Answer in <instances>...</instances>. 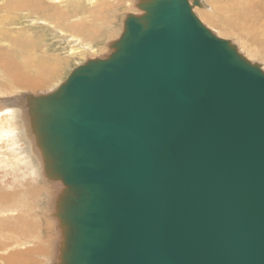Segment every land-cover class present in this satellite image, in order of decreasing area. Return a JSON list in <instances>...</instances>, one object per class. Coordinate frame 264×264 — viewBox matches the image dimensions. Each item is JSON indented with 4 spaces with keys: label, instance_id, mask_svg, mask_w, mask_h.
I'll return each instance as SVG.
<instances>
[{
    "label": "water",
    "instance_id": "95a60500",
    "mask_svg": "<svg viewBox=\"0 0 264 264\" xmlns=\"http://www.w3.org/2000/svg\"><path fill=\"white\" fill-rule=\"evenodd\" d=\"M201 5L138 0L106 57L29 96L53 264H264V69Z\"/></svg>",
    "mask_w": 264,
    "mask_h": 264
},
{
    "label": "rangeland",
    "instance_id": "374dc122",
    "mask_svg": "<svg viewBox=\"0 0 264 264\" xmlns=\"http://www.w3.org/2000/svg\"><path fill=\"white\" fill-rule=\"evenodd\" d=\"M205 1L206 4L205 2H203V4L205 6L208 5V10H211V1ZM137 2L138 0H93V2H90V0H74V4L64 11L65 16L63 19L61 18L60 23H49L47 28L40 26L32 27L31 25L35 26L34 22L26 12L19 15H17L18 13H13L15 18H12V21H10L11 19L9 21L3 20L2 17H4L7 12L0 9V23L2 22V24H0V29H5L12 38H20L21 40L18 45L22 46L24 49L30 48L29 53L33 56L52 54L62 62L61 67L56 70V77L52 78L53 81L46 87L42 86L37 88L31 84L19 86L17 84V79L13 77L14 74L11 72L13 71V67L6 63L5 58L0 57V89L3 90V93H0V99L10 103H17V107H20L19 111H22L23 109L21 108L27 107L29 104V96L46 95V93L50 92L49 90L54 88V84H62L77 66L89 59L106 57L111 52L109 44L117 40L123 31V20L125 16L131 13H141L137 7ZM2 3L3 1H0V7ZM52 3L53 0L46 2L49 7ZM93 3H95V5L97 4L98 7L96 9H93ZM261 3L262 5L259 6L257 4L254 6L253 10H250L243 17L232 14L225 15L223 12L221 15H216L218 16L216 17L218 23L209 24L207 20L203 18L202 20L214 33H216V31L219 32L221 38L232 41L237 47H239L241 40L246 42V51H255L257 53V58L254 60L263 67L264 2ZM60 8L61 6L58 7V9ZM197 10L200 9L197 8L195 12H197ZM219 11L221 12L220 9ZM197 14L200 17L198 12ZM4 21L6 25H3L5 24ZM73 27H77V29H73ZM57 29L62 32L61 35ZM19 31H28V33L20 34ZM87 33L92 36V39L87 37ZM31 34L32 36H36L38 41L41 39L38 46L40 50L38 52L32 51L29 46L30 39H28V36ZM72 37H74V39L79 37L80 39L85 38L89 40V42L85 43L99 49L98 52L94 54H83L82 58L70 56L68 50L72 45H75V41H73ZM18 49L23 51L21 48L15 47L14 44L12 45L9 38L4 40L0 39L1 56L7 57L8 51L15 53ZM245 52L243 54H245ZM24 62L25 59L22 58L21 63ZM33 77L37 78V76ZM21 80L23 81V78ZM50 85L53 87H49ZM15 86H19L17 89L18 92L11 94V91L16 89ZM24 103L25 105L22 106ZM28 132L30 133L29 130ZM3 140L4 144L0 150L4 151L3 158L8 159L10 157L7 147L8 138H3ZM35 156L37 162L43 167L40 162V155L35 154ZM40 177L42 180L40 182L33 183L29 178V181L19 183L13 180V176L10 175V173L5 177L3 174L0 175V179L2 178L0 184L3 183L2 185H5L4 187L0 186V264H6L7 261H5V259L18 252L24 255L30 254V257L33 258H31L32 264H41V262L45 261V256L47 257V255L49 256V254L52 253V249L50 248L51 253L43 254L44 247L47 248L48 243L52 244V241L53 244H55L54 242L56 241L55 248L57 254L60 232L57 229V221L52 214L54 212L53 206L55 198L62 187L60 183L46 181L44 172L41 173ZM8 181L10 185L7 184ZM54 186L58 188L55 190L50 189L53 193L52 201L47 204H39L43 193L41 192L39 195V191L42 189L48 191L49 188H54ZM44 197L45 196H43V198ZM42 206L51 207V211L49 213L40 211L39 209ZM24 240L26 242L23 243ZM50 247L54 246L51 245ZM3 248L7 249L2 251ZM34 248H37V250L39 249V252L34 250Z\"/></svg>",
    "mask_w": 264,
    "mask_h": 264
},
{
    "label": "bare ground",
    "instance_id": "6f19581e",
    "mask_svg": "<svg viewBox=\"0 0 264 264\" xmlns=\"http://www.w3.org/2000/svg\"><path fill=\"white\" fill-rule=\"evenodd\" d=\"M0 1H3L0 9L4 10V12L5 11L7 12V14L4 17H2L3 20L9 21L11 19L10 21H12V18L13 19L15 18L13 13H18L17 15H19V14H24V12H26L27 14L30 15V17L32 18V21L34 22L35 26L31 25L32 27L40 26V27H45V28H47V25H49V23H52V22L59 24L61 21V18L63 19L65 16L64 11L66 9H69V7H71L74 4V0H53L52 5L50 4L51 6L49 7L47 6L46 2L50 0H0ZM200 1L202 3L201 7H195L194 11L197 8L200 9V10H197V12L200 14V17L197 14V12H195L196 15L199 17V19L202 22H204L202 20L203 18L207 20L209 24L218 23V20L216 19V17L218 16L216 15H221V13L223 12L225 13V15L232 14V15L243 17L250 10H253L254 6H256L257 4L260 6L262 5L261 2H264V0H249V1L248 0H210L212 3L211 4L212 6H210L211 10H208V5L205 6L203 4V2H205L206 4V1L205 0H200ZM90 2H93V0H90ZM59 5L61 6L60 9H58V7H60ZM97 7H98L97 4L95 5V3H93V9H96ZM219 9L221 10V12L219 11ZM0 21H1V18H0ZM124 21H125V18L123 20V23ZM0 24H2V22ZM3 25H6V22ZM74 28L77 29V27H73V29ZM57 31L60 32V35H61L62 32L59 31L58 29ZM19 33L27 34L28 31L26 32L19 31ZM216 33L219 35V32L216 31ZM19 36H22V35H19ZM87 37L92 39V36H90L88 33H87ZM6 38L10 39V42L12 45L14 44L15 47L21 48L23 50L21 51L18 49V51H16L15 53L8 51L7 57H3L0 54V57L5 58L6 63H8L9 65L13 67V71L11 72L12 74H14L13 77L17 79V84L19 86L25 85V84H31L33 86H36L37 88L42 87V86L44 87L48 86L53 81L52 78L56 77V72H57L56 70L59 67H61L62 62L59 61V59H57V57L53 56L52 54L33 56L32 54L29 53L30 48L24 49L22 46L18 45V43L21 40L20 38H17V37L12 38V36L5 29L3 28L0 29V39L4 40ZM28 39H30L29 46L31 47L32 51L38 52L40 50L38 49V46H39V43L41 42V39H39L38 41L37 37L32 36V34L28 36ZM72 39L73 41H75L74 42L75 45H72L71 48L68 50L70 56L72 57L82 58L83 54L85 55L94 54L95 52H98L99 50V49H96L93 45L86 44L87 42H89V40L85 38L80 39L78 37L77 39H74V37H72ZM245 45H246V42L241 40L238 48H239V51L242 52V54L247 49ZM246 52L243 55L247 56L246 58H248L252 62H255L254 59L257 58V53L253 50L252 52L249 50ZM22 58L25 59L24 63H21ZM263 69H264V64H263ZM33 76H37V78H34ZM22 78H23V81L21 80ZM60 85L61 84L59 85L54 84L53 85L54 88L49 90L50 92L46 94L56 91ZM19 86H15L16 89L15 90L13 89L11 91V94L17 93L18 92L17 89ZM53 86L50 85L49 87H53ZM0 90H1L0 93H3V90L2 89ZM17 105H18L17 103H10V102H6L3 99H0V148L4 144L3 138H8L7 147L9 149L8 151L10 155L8 159H4L3 158L4 151L0 150V170L2 171V172L0 171V175L3 174V176L5 177L6 175L10 173V175L13 176V180H16L19 183H23L24 181H29L28 180L29 178L31 182L33 183L40 182L42 181L40 176H41V173L43 172V167L40 166V164L37 162V159L35 156V154H39V152H37L36 150L35 143H34V137L32 135L31 128L29 125V118L27 116L28 108L22 107L21 109L23 110L19 111L20 107H17ZM24 105L25 103L22 104V106ZM28 130L30 131V133L28 132ZM40 162L42 164L41 157H40ZM46 181L48 180L46 179ZM2 184H0V186L4 187L5 185L3 186ZM7 184L10 185V182L8 181ZM57 188L58 187L54 186V188H49L48 191H45L43 189L40 190L39 195L41 192L43 193H42V197L40 198L39 204L50 203L52 201V196H53V193L51 190L52 189L55 190ZM43 196L45 197L43 198ZM50 208L51 207L42 206L40 207L39 210L45 213H49L51 211ZM24 242L26 241L24 240L23 243ZM54 243L55 244H53V241H52V244L48 243L47 248L44 247V252L42 249L43 254L51 253L50 248L52 249L51 250L52 253L49 254V256L47 255V257L45 256V261L41 262V264L54 263L55 257H56V248H55L56 241ZM51 245L54 247H50ZM4 249H7V248H3L2 251H4ZM34 250H37V248H34ZM31 258L32 257H30V254L24 255V254H21V252H18V253H15L14 255H10L6 259L5 258H2V259H5V261H7L6 264H32Z\"/></svg>",
    "mask_w": 264,
    "mask_h": 264
}]
</instances>
